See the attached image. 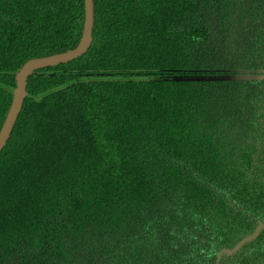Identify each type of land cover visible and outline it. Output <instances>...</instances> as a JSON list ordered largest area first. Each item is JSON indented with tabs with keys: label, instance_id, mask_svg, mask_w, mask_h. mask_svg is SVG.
I'll return each instance as SVG.
<instances>
[{
	"label": "trees",
	"instance_id": "trees-1",
	"mask_svg": "<svg viewBox=\"0 0 264 264\" xmlns=\"http://www.w3.org/2000/svg\"><path fill=\"white\" fill-rule=\"evenodd\" d=\"M0 153V264H217L264 223V0H93ZM83 0H0V129ZM219 264H264V231Z\"/></svg>",
	"mask_w": 264,
	"mask_h": 264
},
{
	"label": "water",
	"instance_id": "water-1",
	"mask_svg": "<svg viewBox=\"0 0 264 264\" xmlns=\"http://www.w3.org/2000/svg\"><path fill=\"white\" fill-rule=\"evenodd\" d=\"M83 5V29L77 46L74 49L61 54L29 60L16 73L14 79L15 89L12 93L11 104L0 129V153L6 146L23 107L26 98V88L29 77L37 71L70 63L85 55V53L90 48L93 40L92 33L94 26V3L93 0H83ZM262 231H264V223L260 222L258 223L254 232L242 239L234 248L220 251L217 256V264H219V261L223 255L231 257L239 252L243 246L255 241Z\"/></svg>",
	"mask_w": 264,
	"mask_h": 264
}]
</instances>
